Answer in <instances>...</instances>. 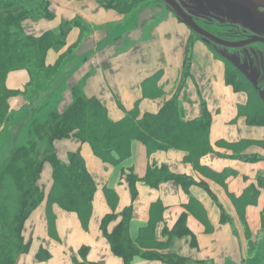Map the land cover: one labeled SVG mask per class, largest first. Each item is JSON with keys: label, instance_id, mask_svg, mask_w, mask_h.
Wrapping results in <instances>:
<instances>
[{"label": "crops", "instance_id": "crops-1", "mask_svg": "<svg viewBox=\"0 0 264 264\" xmlns=\"http://www.w3.org/2000/svg\"><path fill=\"white\" fill-rule=\"evenodd\" d=\"M21 1L27 7L28 2L42 5L40 11L28 7L30 13L22 23L26 34L38 37L71 22L83 28H71L60 52H47L45 64H58V72L37 99L25 94L29 82L26 71L7 75L5 87L12 93L9 110L15 117L50 104L62 112L72 103L73 88L79 85L86 97L96 98L105 107L113 122L135 107L140 115L157 114L175 94L179 101L182 99L183 119H197L201 116L197 94L202 98L199 92L194 93L197 84L205 85V99H217L218 111L213 115L209 112L213 153L202 156L197 165L187 161L182 151L149 153L138 141L132 142L127 160L109 165L76 138L54 141L52 146L60 161L66 162L68 154L79 152L93 179L90 216L82 224L75 213L47 202L52 168L44 162L39 178L44 199L24 222L22 235L28 246L14 264H73L74 258L80 259L81 248L87 249L84 259L88 263L124 264L112 253L101 223L111 218L105 230L112 234L127 209L128 237L143 253L174 256L186 264H244L248 252L254 253L248 246L264 232V127L247 124L239 114L248 96L226 83L225 66L214 61L202 43L194 45V78L185 83L182 95L175 84L192 36L171 11L153 7L134 10L125 15L135 14V27L123 31L120 27L128 17L105 7L106 0ZM47 11L49 16L45 15ZM84 32L89 35L86 39ZM152 85L158 93H145L144 88ZM27 120L28 116L18 125L24 126ZM9 124L8 135L17 128H9ZM160 172L164 177H182L185 182L165 178L156 181L154 176ZM248 189L257 194L252 202L245 201ZM180 219L185 231H177ZM40 251L48 257L41 259V252L39 258ZM131 264L167 263L134 257Z\"/></svg>", "mask_w": 264, "mask_h": 264}, {"label": "trees", "instance_id": "trees-1", "mask_svg": "<svg viewBox=\"0 0 264 264\" xmlns=\"http://www.w3.org/2000/svg\"><path fill=\"white\" fill-rule=\"evenodd\" d=\"M143 2L106 0L104 6L127 14L141 7ZM29 13V8L19 0H0V140L11 117L9 99L12 93L5 87L7 75L26 71L29 82L25 94L30 99H37L55 77L59 66L45 64L47 52L51 49L60 52L66 46L71 28H83L76 22L65 23L58 29L34 37L26 34L22 27ZM45 15L50 13L47 11ZM189 52L190 44L185 67L189 64ZM237 68L233 63L226 68L225 81L234 91L248 94L246 104L239 107V114L246 118L247 124L264 127V104ZM144 91L158 93L156 85L147 90L144 88ZM31 114L35 115L31 118ZM31 114L22 131L18 128L12 133L14 136L10 139L15 146L0 169V264H14L18 256L27 250L28 241H25L22 230L26 219L44 199L43 189L37 183L44 162L50 163L52 168V186L47 202L75 213L82 224L89 219L95 192L93 179L79 152L68 154L66 162L60 161L52 148L54 141L76 138L81 143H87L94 155L109 165H119L127 160L134 141L142 143L149 153L171 149L182 151L193 165H197L202 156L213 153L209 141L211 115L202 106L199 118L184 120L178 94L166 102L157 114L140 115L135 107L127 111L123 119L113 122L108 118L105 107L96 98L86 97L82 85H79L73 88L72 103L64 111L57 112L55 108L45 106L34 109ZM21 132L27 136L16 144L15 137ZM262 144L264 147V140ZM154 178L156 181L171 179L179 184L185 182L182 177H164L161 172ZM127 179L134 180L133 177ZM247 191L248 199L245 201H254L257 194L250 189ZM129 216L130 210L127 209L110 235L105 229L111 218H104L101 223L102 233L112 253L122 258L124 264H131L134 257L160 260L167 264H186L183 259L174 256L164 257L151 251L143 253L128 237ZM221 220L225 221L224 218ZM183 223L180 219L177 231H185ZM86 252V248H81L80 259L74 258L73 264H95L85 261ZM42 255L41 259L48 257L44 251Z\"/></svg>", "mask_w": 264, "mask_h": 264}, {"label": "rangeland", "instance_id": "rangeland-1", "mask_svg": "<svg viewBox=\"0 0 264 264\" xmlns=\"http://www.w3.org/2000/svg\"><path fill=\"white\" fill-rule=\"evenodd\" d=\"M19 1H21V0H19ZM177 2L192 17L193 16H199L200 17L199 19H203L206 21L212 20V21L217 22V23L231 24V25L238 27L245 34H256V35L264 36V22L260 21V20L259 21L254 20L255 17H263L264 18V0H253V1H251V0H211V2H210L211 3V9L214 11L217 10V12H214V13L209 9V6L206 5L205 0H177ZM27 5H28V7L30 6V8L34 7L38 11H40V7H42V5H40V4H38L36 6V3H29V2L27 3ZM247 5H251V8H247V9H250V12H248V17L246 19V17H244L242 15V9L244 8V6H247ZM141 7L142 8L153 7V8H157L156 9L157 11H159V9L163 10V11L165 9L171 11L169 9V7L165 3H163L161 0H144V2L141 4ZM141 7H138L137 9H141ZM235 10L238 12L239 17L234 18V14L232 11H235ZM208 11H209V13H208ZM209 14H210V16H209ZM126 17H128L127 19H125L126 23L124 25H122V27H120L123 31L130 29V27H132V28L135 27V25L133 24V23H135V21H132L135 18V14L125 15L124 18H126ZM150 29H151V27L148 25V27L146 28V31L149 33L151 31ZM189 31H191V30L189 29ZM88 36L89 35L87 32L83 33L84 39H86V37H88ZM191 36H192L191 41L190 42L188 41V46H187V50H188L189 44H190L189 64L187 67L184 66V62H185L186 57H187V53H186L184 61H183V65H182L183 67L181 70L180 77L178 78V80L175 84V89L179 94H180V91L182 92V90L184 89L185 83L192 81V79L194 78V73L192 71V67L194 65L193 64L192 51H193L194 45H196L199 42L202 43L201 45H203L205 47V49L211 55L212 59L216 62L223 64L225 66V68L231 66V63L234 62V59H235V57L237 58L238 54L245 59L244 61L247 64H252L255 69H257L261 64H262V68L264 67L263 66L264 51H259V50L253 48L254 50L253 49H247V51L244 53H242V51L239 53L238 52H232V51H229L227 48H223V47L217 46L213 43H210V42L206 41L205 39L199 37L198 35H196L192 32H191ZM227 64L229 66H227ZM187 68H188V70H187ZM57 72H58V70H57ZM57 72L55 74V77L48 83V85L44 89V91H46L47 88L50 86V84L53 83V81L56 78ZM206 85L208 86L209 84H206ZM204 86L205 85L200 86L199 84H197L196 88L194 89V93L199 92L201 94L202 98L204 99V100H202V98L200 99V96L196 93L197 97H198V103H199L201 113H202V106H204L205 108L207 107L209 111L207 110V108H206V110L208 112H210L211 115H213V113H216L218 111L217 99L214 97L210 102L207 99H205L203 97V87ZM211 88H212V86H211ZM205 90H207V88ZM54 93L55 92H53L51 94V96L55 95ZM183 94H184V92H182V95ZM244 94H247V92H244ZM247 96H248V94H247ZM225 98H226V100L224 101V104H226L228 102V98L227 97H225ZM241 99H242V101H244V99H245V96L242 94H241ZM179 100H180V97H179ZM181 101H182V99H181ZM51 106H52V104H50L48 107L50 108ZM44 107H45L44 105L43 106L41 105V108H44ZM209 108L212 110H210ZM33 110H30V111L26 110L25 113L18 114V115H16V117L14 115H12V113H11V117L9 120L10 122H8V123H10L9 128H11V127H17V128H14L13 131L10 133V135H8V130L6 128V131L2 137V140H0V153L2 152L1 154H3V156L0 158V169L2 168L3 164L5 163L6 159L9 157V155L12 152V149L15 146V142H12V140L10 138H12V136H14L12 133L14 131L15 132L17 131L16 129H18V126H19L18 122L24 121V119L27 118V116H30L31 111H33ZM34 115L35 114H31V118ZM19 127H20L19 129H21V131H22L23 126L22 127L19 126ZM15 135H16V133H15ZM26 136L27 135L23 132L19 133L15 137V139L17 141L16 144L20 143L24 137L26 138ZM52 148H53V146H52ZM53 150H54V148H53ZM39 178H40V176H39ZM37 183L39 185V179H38ZM248 249L250 251L254 250V253L248 252L249 254L247 255V258H246L247 261L244 264H264V232L259 233L256 236L255 241H253L251 243V245L248 246ZM257 257H259V258H257Z\"/></svg>", "mask_w": 264, "mask_h": 264}, {"label": "flooded vegetation", "instance_id": "flooded-vegetation-1", "mask_svg": "<svg viewBox=\"0 0 264 264\" xmlns=\"http://www.w3.org/2000/svg\"><path fill=\"white\" fill-rule=\"evenodd\" d=\"M175 1L177 2V0H175ZM205 1H206V5L209 6V9L213 13L214 12H217V10L214 11V10L211 9V3H210L211 0H205ZM251 1H253V0H251ZM247 8H251V5L244 6V8L242 9V15L244 17H246V19L248 17V12H250V9H247ZM183 11L186 12L184 9H183ZM232 12L234 14V18L235 17H239V14H238V12L236 10L235 11H232ZM208 13H209V11H208ZM189 16L191 18H193V20L195 21V23L201 29H203L204 31L210 33L211 35H213L215 37H218V38L223 39V40L228 41V42H241V41H245L250 36H258V37L264 38V36H260V35H256V34H245L238 27H236L234 25H231V24L217 23V22H214L212 20L206 21V20H203V19H199L200 18L199 16H193V17L191 15H189ZM209 16H210V14H209ZM255 19H256V17L254 18V20ZM255 21H259V20H255ZM260 21H262V20H260ZM253 48L254 49H257L259 51H264V45L263 44H260V43H254V44H251V45H248L246 47L239 48V49H228V50L229 51H232V52H238V53L242 51V53H244V52L247 51V49H253ZM238 56H237V58L235 57L234 62H233V64H236V66L238 67L237 68V71H238V69L245 70L256 81L257 87L259 89H261V90H264V67L262 68V64L257 69H255L252 64H247L244 61L245 59L242 56H240L239 54H238ZM263 66H264V63H263ZM241 77H243V76L241 75ZM246 82L250 85V87L252 88V90L255 91V93L257 94V97H258V92L251 86V84L247 80H246Z\"/></svg>", "mask_w": 264, "mask_h": 264}, {"label": "water", "instance_id": "water-1", "mask_svg": "<svg viewBox=\"0 0 264 264\" xmlns=\"http://www.w3.org/2000/svg\"><path fill=\"white\" fill-rule=\"evenodd\" d=\"M165 3L169 9L175 14V16L186 26L188 27L193 33L198 35L199 37L205 39L206 41L213 43L217 46L227 48V49H239L246 47L248 45L254 43H260L264 45V38L258 36H250L245 41L241 42H228L218 37L211 35L210 33L201 29L186 12L180 7V5L175 0H161ZM255 20H262V17H256ZM238 72L251 84V86L258 92V97L261 102L264 104V90H261L257 87L256 81L249 75L245 70L238 69Z\"/></svg>", "mask_w": 264, "mask_h": 264}]
</instances>
